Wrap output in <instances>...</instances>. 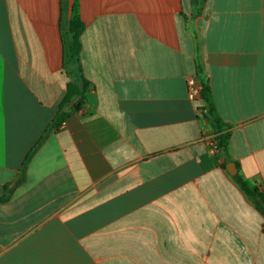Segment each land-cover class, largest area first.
I'll return each instance as SVG.
<instances>
[{
    "label": "crops",
    "instance_id": "0c3cea01",
    "mask_svg": "<svg viewBox=\"0 0 264 264\" xmlns=\"http://www.w3.org/2000/svg\"><path fill=\"white\" fill-rule=\"evenodd\" d=\"M74 2L0 0V264H264V0Z\"/></svg>",
    "mask_w": 264,
    "mask_h": 264
},
{
    "label": "trees",
    "instance_id": "16d2710c",
    "mask_svg": "<svg viewBox=\"0 0 264 264\" xmlns=\"http://www.w3.org/2000/svg\"><path fill=\"white\" fill-rule=\"evenodd\" d=\"M79 2L75 0L73 4V10L71 20H70V33L72 35V49L74 54L78 53L80 47L79 37L83 33L85 29V25L81 19V15L79 12ZM202 91L201 96L203 101L205 102V107L203 109V115L205 119L210 123V125L215 129L216 132L219 134L214 138L215 147L219 150H223L227 155L229 153V139H230V131L224 132L226 126L222 123V120L217 112V109L214 104L212 90L210 88L209 82L203 81L202 83ZM85 86H83L82 91H77L78 89L74 86H69L67 88V94L63 103L59 106V112L55 116L54 122L50 125V128L59 129L60 126L65 121V117L68 116V113H65L64 107L67 103L71 101L72 98L76 96L83 97V90ZM238 186L242 189V191L249 197V200L252 201L257 209L263 214L264 216V192L259 191L258 188L251 182L247 181L241 176L236 175L234 177Z\"/></svg>",
    "mask_w": 264,
    "mask_h": 264
},
{
    "label": "built area",
    "instance_id": "2783aa9c",
    "mask_svg": "<svg viewBox=\"0 0 264 264\" xmlns=\"http://www.w3.org/2000/svg\"><path fill=\"white\" fill-rule=\"evenodd\" d=\"M188 86L190 89V98L191 99H196L197 97L201 96V91L203 86L196 82L195 78H189L188 79Z\"/></svg>",
    "mask_w": 264,
    "mask_h": 264
},
{
    "label": "water",
    "instance_id": "95a60500",
    "mask_svg": "<svg viewBox=\"0 0 264 264\" xmlns=\"http://www.w3.org/2000/svg\"><path fill=\"white\" fill-rule=\"evenodd\" d=\"M226 169L229 172V174H231V175H235V173H237V167H236L235 163L227 164Z\"/></svg>",
    "mask_w": 264,
    "mask_h": 264
}]
</instances>
